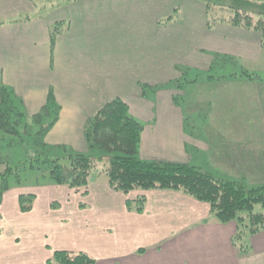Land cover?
<instances>
[{"label":"crops","instance_id":"obj_1","mask_svg":"<svg viewBox=\"0 0 264 264\" xmlns=\"http://www.w3.org/2000/svg\"><path fill=\"white\" fill-rule=\"evenodd\" d=\"M58 1L0 0V101L2 87H8L33 115L53 91L61 110L47 137L61 133L59 141H85L83 129L95 111L121 98L145 125L141 159L187 163L252 186L264 184V78L209 75L223 79L188 85L192 89L184 91L181 103L174 101L170 89L174 85L156 88L169 96L151 101L142 90V77L180 73L186 66L158 54L144 59L137 50L135 55L126 49L119 56L109 54L112 44L137 48L147 41L155 45L182 41L184 46L190 45L192 36L208 45L207 7L189 8L204 14L203 22L189 16L187 25L170 27V21H163L176 9L172 0L157 5V0H74L61 5ZM36 2L51 10L34 14ZM60 22L62 33L52 49V28ZM213 26L218 35L212 45L219 47L218 53L237 56L245 43L248 52L258 42L261 47L262 39L253 31L221 21ZM244 35H249L247 40ZM65 46L73 51L70 56L63 54ZM197 110L209 115L199 132L186 117ZM144 113L151 118L145 121ZM84 148L87 152L86 141ZM35 188L41 191L15 187L4 196L0 264H48L56 251L86 253L93 264H264V229L248 238L244 254L234 243L236 221H216L208 204L182 193L124 194L105 183L93 189L91 184L84 189L53 184ZM28 193L35 194L36 201L31 212L23 213L19 197ZM141 195L146 197L145 212H130L126 202ZM54 202L59 206L52 210Z\"/></svg>","mask_w":264,"mask_h":264},{"label":"trees","instance_id":"obj_2","mask_svg":"<svg viewBox=\"0 0 264 264\" xmlns=\"http://www.w3.org/2000/svg\"><path fill=\"white\" fill-rule=\"evenodd\" d=\"M232 14L216 17L233 27L260 32L264 45V2L230 0ZM64 23L53 26L51 47L56 41ZM215 59L220 55H215ZM213 67V66H212ZM211 69V68H210ZM240 77L259 80L244 71ZM221 80L223 77H210ZM264 80V79H262ZM196 81H192L194 83ZM178 84V85H177ZM176 89L184 93L185 85L175 81ZM179 98L174 97L175 102ZM60 106L53 91L49 93L46 105L36 114L30 115L25 104L15 92L2 87L0 101V205L5 194L23 184L25 169L34 170L38 184H53L69 189L87 188L90 175L99 162L107 160L104 173L109 187L117 192L130 194L141 191H172L182 193L211 208L212 217L221 223L236 221L239 226L234 243L242 253L248 252V238L264 229V213L255 212L258 205L264 207V184L250 186L243 180L215 177L187 163L148 161L138 156L144 123L134 117L129 106L116 98L100 106L83 129L88 151L80 152L65 145L51 146L47 136L59 120ZM21 148L25 159L13 164L4 156L6 149ZM94 151L105 155L94 156ZM36 195L22 194L19 197L21 212L33 210ZM130 212H145L146 197L141 195L126 202ZM58 203L52 204L57 209ZM95 261L83 252L56 251L48 264H93Z\"/></svg>","mask_w":264,"mask_h":264},{"label":"rangeland","instance_id":"obj_3","mask_svg":"<svg viewBox=\"0 0 264 264\" xmlns=\"http://www.w3.org/2000/svg\"><path fill=\"white\" fill-rule=\"evenodd\" d=\"M67 1L72 2L74 0H60L58 2L61 5L63 3H67ZM149 1L151 0H143L144 3L145 2L147 3ZM157 1L158 2H155V5L163 4L164 2V0H157ZM172 1H173V6L176 9L172 13L170 14L168 13V15H166L163 21V23L170 21L168 23L169 25H171L170 27L187 25L185 23H187V18L189 16L192 18H200L203 22L204 14H200L198 12L193 13V11L189 10V8L203 7V5L208 8L206 11L207 12L206 19L208 22L207 36L210 39V44L203 45L200 39H194L192 36L190 40V45H184V46H182V41L181 42L177 41L176 45H174L172 41L163 45L161 44L155 45L147 41L144 42L142 46L137 48L129 47V46H114V44L109 46V54L111 55L119 56L120 54L124 53L125 49L127 50V54L135 55L137 50V53H139L144 59H150L151 57H154V55L158 54L161 57V59L163 58L174 59L175 61H179L181 65L186 66V69L180 73L179 72L169 73L162 77H156V78L155 77L146 78L147 76H143L141 79L142 90L145 91L144 94L146 95L147 99L151 101L154 100L156 101V98L158 97L160 101H165L166 98H168L169 96V92L167 91L162 93L160 92L161 93L160 94L159 92H155L156 88H159L162 91V88H166L167 86L170 87L173 86L175 81H179L180 83L184 84L185 85L184 91L187 90L188 93L192 89L189 88L190 86H188L192 84V81H196V82L209 81L211 80L210 78H208L209 75L221 76V75H230L232 73L240 74L246 71L249 74L258 77V79L264 78V51L263 52L260 51L261 47L264 50L263 41H261V47L259 46V42L258 43L256 42L257 44H255L254 49L252 51L249 50V52L246 51L245 48L248 46L247 43H245V45L243 46L240 45L237 51L239 55L237 56L234 54L228 55V54L218 53L217 50L219 49V47H217L216 45H212V43L216 41L218 35L217 32L215 33L216 28L213 26V24L216 23V17H223V16L228 17L233 12V10L231 9L232 2L230 0H172ZM250 1H255L258 3L264 2V0H250ZM58 2H53V3L57 4ZM169 2L171 3V0H169ZM62 7H65V5H63ZM37 8L38 10L36 11V13H34L36 15L39 14L46 15L51 10V8H46V7L42 8L40 6V3L37 4ZM188 13H193V14L188 15ZM122 18H123L122 15H118L117 21L121 22ZM110 30L111 29H108V31ZM246 31H251V30H246ZM146 32L148 34L150 33V31H146ZM178 32H179L178 30H175V33ZM253 32L255 33V35L257 34L260 36L261 39H263V36L260 32L257 31H253ZM248 36L244 35L243 38L247 40L246 37ZM250 37L252 38L251 35ZM68 45H70V42H68ZM249 47L250 46H248L247 49H249ZM94 48L98 49L99 47H94ZM102 48H106V47H102ZM72 53L73 51L71 50V48L69 46H65L63 54L70 56ZM206 54H208L209 56H207ZM215 55H220L219 60L214 58ZM148 83H153V84L148 85ZM157 85L159 86L154 87ZM177 85H174V87H171L170 89L174 90V97L176 96L177 98H179L177 102L181 103L183 101L184 93L182 94V91L175 88V86ZM208 116L209 115H205V111H201V110L193 111L186 115V117L190 118V120L192 121L190 123H193L195 125L193 130H195L196 132L200 131V128L202 127L203 124V120L207 121ZM143 118L146 121L147 119H150L151 116H149L148 113H144ZM59 134L61 133H57V134L54 133L53 135L47 137V143L51 146L62 144L75 151H80V152L86 151V148H84L85 141L83 139L80 140L79 138H76L69 141H59V139L57 138L58 136H60ZM105 153L106 152L104 151H94V156L98 157L100 155H105ZM4 156L9 157L13 164H17L18 162H21L22 160L25 159V151L24 149L21 148H10V149H6V151L4 152ZM106 163L107 160L99 162L98 167L100 168H97L95 171L91 173L89 180L92 189L97 187L98 184L105 183L106 185H108V183L106 182V175L104 173ZM4 168H5L4 166H0V171L3 170ZM210 173L215 177H219L221 175L218 172H210ZM37 175H39V172L36 173L34 170H30V169L24 170V172L22 173L23 184L21 187L29 188L24 191L26 192L41 191V189L35 187L37 186L42 187V185L45 184L37 183L36 185ZM224 178H229V177H224ZM51 208L52 210H54L52 205ZM255 212L264 213V207L261 205L256 206Z\"/></svg>","mask_w":264,"mask_h":264}]
</instances>
